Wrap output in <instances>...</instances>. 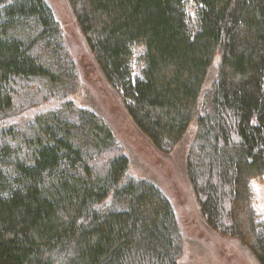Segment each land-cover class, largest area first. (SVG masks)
<instances>
[{"label": "trees", "instance_id": "obj_1", "mask_svg": "<svg viewBox=\"0 0 264 264\" xmlns=\"http://www.w3.org/2000/svg\"><path fill=\"white\" fill-rule=\"evenodd\" d=\"M67 1L156 150L194 126L184 168L199 216L264 264L253 185L264 178V0ZM66 37L48 0H0V264H178L176 206L131 173L111 119L77 105L83 77Z\"/></svg>", "mask_w": 264, "mask_h": 264}, {"label": "rangeland", "instance_id": "obj_2", "mask_svg": "<svg viewBox=\"0 0 264 264\" xmlns=\"http://www.w3.org/2000/svg\"><path fill=\"white\" fill-rule=\"evenodd\" d=\"M67 29V41L80 67L82 80L73 94L77 105L103 113L113 125L119 140L124 143L131 161V173L159 184L173 200L183 224V254L178 264H259L255 255L237 239L211 230L199 216L198 205L184 168L185 156L194 135L191 125L183 140L170 152L156 150L134 126L116 93L108 86L94 65L91 53L71 15L67 0H48ZM142 49L138 48L137 53ZM89 65H88V64ZM218 60L211 67L204 99L207 101L213 79L218 74ZM139 71V67H137ZM256 204L264 216V178H254Z\"/></svg>", "mask_w": 264, "mask_h": 264}]
</instances>
